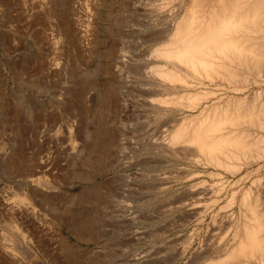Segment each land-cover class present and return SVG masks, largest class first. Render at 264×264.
Masks as SVG:
<instances>
[{"label": "rangeland", "instance_id": "rangeland-1", "mask_svg": "<svg viewBox=\"0 0 264 264\" xmlns=\"http://www.w3.org/2000/svg\"><path fill=\"white\" fill-rule=\"evenodd\" d=\"M140 1L0 0V264L192 261L149 196Z\"/></svg>", "mask_w": 264, "mask_h": 264}, {"label": "bare ground", "instance_id": "bare-ground-1", "mask_svg": "<svg viewBox=\"0 0 264 264\" xmlns=\"http://www.w3.org/2000/svg\"><path fill=\"white\" fill-rule=\"evenodd\" d=\"M134 8L155 26L136 68L156 125L150 199L189 229L190 264H264V0ZM20 203L34 212L27 195Z\"/></svg>", "mask_w": 264, "mask_h": 264}]
</instances>
